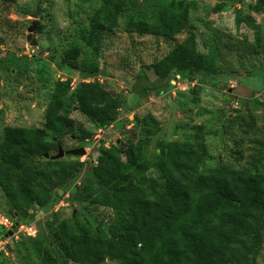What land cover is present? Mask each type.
<instances>
[{
	"label": "trees",
	"instance_id": "16d2710c",
	"mask_svg": "<svg viewBox=\"0 0 264 264\" xmlns=\"http://www.w3.org/2000/svg\"><path fill=\"white\" fill-rule=\"evenodd\" d=\"M132 1L103 0L83 33V46L67 51L65 65L100 75L101 37L118 26ZM256 6L263 11L264 0H256ZM191 7L186 1H172L151 12L147 7L139 9L125 29L172 39L190 27ZM249 24L254 27V19H249ZM261 33L255 29L259 45ZM147 67L164 79L173 71H206L210 63L199 50L197 34L189 30ZM122 103L100 81L73 88L71 79L57 80L42 126L3 128L0 187L17 221L30 222L25 211L46 205L58 189L72 184L75 199L111 212L109 220L98 225L89 219L79 220L77 215L62 219L52 242L35 238L37 235L21 237L16 247L22 259L27 264H101L106 259L118 264H255L264 229V169L258 163L259 152L250 153L243 165L220 162L208 167L212 157L200 133L193 139L160 142L159 156L152 164L145 150L161 125L148 114L135 135L99 148L91 172L79 185L77 176L89 161L74 155L77 158L51 157L59 151L58 136L76 126L75 109L98 129H106L115 122ZM228 129L224 128V134ZM90 135L82 133L77 139L83 141ZM152 168L157 176L149 174Z\"/></svg>",
	"mask_w": 264,
	"mask_h": 264
},
{
	"label": "rangeland",
	"instance_id": "374dc122",
	"mask_svg": "<svg viewBox=\"0 0 264 264\" xmlns=\"http://www.w3.org/2000/svg\"><path fill=\"white\" fill-rule=\"evenodd\" d=\"M102 1L0 0V133L7 125L42 126L57 80L71 79L74 88L99 76L96 81L123 103L115 122L103 131L75 109L72 117L76 126L58 136L64 150L80 146L87 149L80 160L89 162L77 176V185L91 172L99 148L135 135L138 124L148 114L161 125L145 150L152 164L159 156L160 142L193 139L202 133L212 157L208 167L220 162L243 165L250 153L259 152L258 163L264 169V10H257L256 0H133L118 26L101 37V74H86L67 67L64 58L73 46H83V33ZM172 1L192 4L190 27L185 32L165 39L126 31L127 21L139 9L147 7L151 12ZM36 12L38 16L34 17ZM249 19H254V27ZM33 23L37 45L27 39ZM256 28L262 31L260 45ZM189 30L197 34L199 50L207 55L210 69L197 74L173 71L167 78L157 77L147 65L164 56ZM232 117L236 121H230ZM82 133L91 135L79 141L77 136ZM149 174L157 176L158 172L152 168ZM73 186L58 189L46 205L23 213L30 219L23 223L37 230L31 236L52 242L57 224L74 215L95 225L109 220L108 208L75 199ZM10 211L13 209L0 187V213ZM262 233L255 264H264V229ZM10 236L6 249L0 251V264H27L16 242L29 234ZM101 264L118 263L106 259Z\"/></svg>",
	"mask_w": 264,
	"mask_h": 264
},
{
	"label": "built area",
	"instance_id": "2783aa9c",
	"mask_svg": "<svg viewBox=\"0 0 264 264\" xmlns=\"http://www.w3.org/2000/svg\"><path fill=\"white\" fill-rule=\"evenodd\" d=\"M98 80L99 76L97 77ZM96 77H93L91 81L87 82H94L97 79ZM73 84V83H72ZM103 131V129H100ZM62 203V201L60 202ZM19 222V221H18ZM17 223V219L14 218L10 213L2 212L0 213V251L5 250L7 244L9 243V237H11L8 232L14 228V226ZM37 230L33 228V226L26 225L25 223H20L16 227V231L13 232V236H18V234H29V235H35Z\"/></svg>",
	"mask_w": 264,
	"mask_h": 264
},
{
	"label": "water",
	"instance_id": "95a60500",
	"mask_svg": "<svg viewBox=\"0 0 264 264\" xmlns=\"http://www.w3.org/2000/svg\"><path fill=\"white\" fill-rule=\"evenodd\" d=\"M38 16V12H36L34 14V17H37ZM36 23H33L29 28H28V31H29V35H28V41L31 42L32 45H37V40H36V37L34 36V33L36 31ZM87 152V149L85 147H78V148H74V149H70V150H64L63 147L61 145H59V151L58 153L52 155L51 157L54 158V159H58V158H61V157H64L65 155H74V156H82L84 154H86ZM47 157H50V155H47ZM14 218H16V214H13V212H9ZM19 224V222L17 221L16 225L14 226L13 229H11L8 234L9 235H12L14 231H16V227L17 225Z\"/></svg>",
	"mask_w": 264,
	"mask_h": 264
},
{
	"label": "clouds",
	"instance_id": "9594fccd",
	"mask_svg": "<svg viewBox=\"0 0 264 264\" xmlns=\"http://www.w3.org/2000/svg\"><path fill=\"white\" fill-rule=\"evenodd\" d=\"M17 219V218H16Z\"/></svg>",
	"mask_w": 264,
	"mask_h": 264
}]
</instances>
